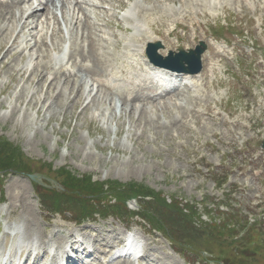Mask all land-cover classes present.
I'll use <instances>...</instances> for the list:
<instances>
[{"label":"rangeland","instance_id":"374dc122","mask_svg":"<svg viewBox=\"0 0 264 264\" xmlns=\"http://www.w3.org/2000/svg\"><path fill=\"white\" fill-rule=\"evenodd\" d=\"M118 1L146 10L140 18L146 31L131 36L114 27L102 29L110 58L117 56L115 44L123 50L125 39H154L162 56L182 46L193 48L204 41L206 27L218 31L225 20L247 37L236 40L235 48L216 52L210 65L204 61L191 88L157 99L162 91L140 84L152 89V99L143 89L121 95L94 87L101 70L92 73L96 68L87 60L77 63L79 77L54 68L53 51L67 48L70 56L86 50L78 24L50 25L38 49L37 30L29 25L35 19L21 30L20 9L12 8L15 18L7 14L0 22V150L9 147L13 154L7 163L18 170L2 171L7 164H0V224L18 223L44 239L76 229L78 240L88 245L92 238L79 232L81 227L109 231L116 240L127 229L165 254L169 243L142 219L150 217L158 230L193 252L208 253L214 264H264V0H174L175 7L172 0L113 4ZM183 16L191 19L185 41L181 29L168 37ZM104 20L116 22L117 17ZM165 21L163 29L159 24ZM142 44H134L137 56ZM65 173L101 191L98 203L82 192L65 191L59 177ZM124 186H137L155 200L124 203ZM190 219L198 230L191 234L177 223ZM209 225L222 230L209 234ZM165 257L167 264H185Z\"/></svg>","mask_w":264,"mask_h":264},{"label":"bare ground","instance_id":"6f19581e","mask_svg":"<svg viewBox=\"0 0 264 264\" xmlns=\"http://www.w3.org/2000/svg\"><path fill=\"white\" fill-rule=\"evenodd\" d=\"M109 1H116V0H109ZM171 2L172 3H175L174 0H172ZM122 3H123V1H122ZM122 3L119 2V6L120 7L125 6ZM12 8H13V6H11V5L5 6L3 4H0V22L6 21V18H7L8 15L12 16V19L15 18V15H13L12 10H11ZM166 11H169V10H167V8H166ZM35 13H37V11H30L28 13L25 10L21 11L22 17L18 18V23H20L23 20V18H24L25 15H27L26 19L23 20V23H22V26L24 27L25 25H27L26 21L29 18H31ZM142 16L143 15H140V14L138 15L139 18H141ZM110 25H111L110 23H107V26H110ZM160 25H161L162 28L166 27L165 22H162ZM4 26H7V28H5V29L8 31L9 24H7V25L4 24ZM86 27H87L86 29L88 31H90L91 27L88 24H86ZM22 29L23 28H21V30ZM12 30L14 31V28H12ZM0 32H3V31L0 29ZM86 36L83 34V39L86 38ZM16 37H15L14 41L16 40ZM95 43H96L95 40H93L90 37L89 40H87L86 51L77 50V51H75L76 55H80L83 59H89L93 63V65L96 68V70H92L91 71L92 73H95L97 70H99V69L102 70L104 68H110L111 70H115V67L113 65H111L112 64L111 62H114V61L113 60H110V57H109V55H108L107 52L105 54H98L97 52H99V50L102 47H97ZM147 43H154V41L152 39L151 40L150 39H147V40L145 39V44H147ZM37 45H38V49H40V47L44 45L43 44V41L41 40L40 43L37 44ZM3 46H4V43L2 45V43L0 42V50H2V47ZM103 49L106 50V48H104V47H103ZM115 50H117V46L115 47ZM123 56H126L127 57L128 55L123 54ZM125 69L128 70V68H125ZM19 226H20L19 224L15 225L16 228H20ZM64 230H67L68 231L67 236L57 235L56 233H54V237H53L54 239H53V241L55 243L58 244L61 241H65V240H69L70 239L71 241L73 240L77 245H79V243H80V247L83 248V244L84 243L81 240H78L75 231L69 230V229H64ZM79 232H82L85 235H89L92 238V245H93V247H95V248L98 247L96 249L97 253H99L101 251H105V250L111 248V246L114 245V243L119 244L121 242L120 240H116L114 236H111L109 234L110 233L109 231H102V232H100L98 234V232H95L94 230H87V228H82L81 227L79 229ZM22 234H24V238L25 239H28V238H30L32 236L37 237L39 240L42 238V235L41 236H38L37 234H33V232L28 231L26 228L23 230V233ZM83 240H84V238H83ZM39 258L40 259H43L44 258V255L42 257H39ZM36 263H37V261L35 260L33 262V264H36ZM24 264H26V261L24 262Z\"/></svg>","mask_w":264,"mask_h":264},{"label":"trees","instance_id":"16d2710c","mask_svg":"<svg viewBox=\"0 0 264 264\" xmlns=\"http://www.w3.org/2000/svg\"><path fill=\"white\" fill-rule=\"evenodd\" d=\"M5 148L6 147H2V150H0V156L2 155V157H3V159H0V164H3V165L7 164L6 167L2 171L12 172L14 169L18 170V169H16V164L11 163V161H12L11 157H12L13 152H11L9 147H7L8 149H6L4 151ZM9 160H11V161L9 163H7V161H9ZM59 177L63 178L64 182H62L61 186H63L65 191H69V192L74 193V194H77L78 192H82L84 194V196L90 200V202H93V198L97 201V203H98V199L100 200L101 191H97V189L93 188L94 185H91V183H89L88 181L82 180V181L78 182L75 178L69 176L66 173L60 174ZM83 186H85V187H83ZM110 187L115 188L114 185H110ZM133 187L135 189H132L131 186H124L121 194H123L125 196V199L127 197H130V196H135V197H146V198H150V199L155 200V198H153L151 194H142L141 190H139L137 186H133ZM118 191L119 190H113V191H111V193L120 194V191L119 192ZM153 202L157 203V205L159 204L157 201H153ZM173 214L175 215V217H178V216L181 217L182 216L181 214H178V213H173ZM176 214H177V216H176ZM191 216L194 217L195 214L194 215L191 214ZM144 218L149 220L150 223H153L152 225H155L156 221H153L154 220L153 218H150V217H144ZM177 223H179L178 220H177ZM192 224L193 223H192L191 219L186 220V221H183L182 227L184 226L186 231L188 233H191V231L197 230L193 227ZM221 230L222 229L220 227H216L213 225L206 226V231L212 235H216Z\"/></svg>","mask_w":264,"mask_h":264},{"label":"water","instance_id":"95a60500","mask_svg":"<svg viewBox=\"0 0 264 264\" xmlns=\"http://www.w3.org/2000/svg\"><path fill=\"white\" fill-rule=\"evenodd\" d=\"M177 58H180L181 60H180V62L178 63V64H160L162 67H165V68H167V69H170V70H172V71H176V72H179V73H181V72H184V71H186L185 69H183V67H182V63H181V61L182 60H186V59H189V58H191L192 60H193V62H196L197 61V56H193V55H185V54H181V55H179ZM171 58H169L168 60H170ZM187 72V71H186ZM188 72H190V71H188ZM30 179H32V177L30 178Z\"/></svg>","mask_w":264,"mask_h":264}]
</instances>
